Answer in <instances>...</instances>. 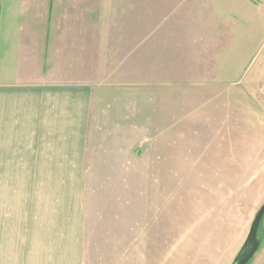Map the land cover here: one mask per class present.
I'll return each instance as SVG.
<instances>
[{"label": "rangeland", "instance_id": "obj_1", "mask_svg": "<svg viewBox=\"0 0 264 264\" xmlns=\"http://www.w3.org/2000/svg\"><path fill=\"white\" fill-rule=\"evenodd\" d=\"M153 13L185 25L95 108L88 176L106 206L85 264H231L264 203L262 0H154ZM261 233L252 264L264 220Z\"/></svg>", "mask_w": 264, "mask_h": 264}, {"label": "crops", "instance_id": "obj_2", "mask_svg": "<svg viewBox=\"0 0 264 264\" xmlns=\"http://www.w3.org/2000/svg\"><path fill=\"white\" fill-rule=\"evenodd\" d=\"M153 4L0 0V264H85L92 212L106 206L88 176L95 108L137 86L154 38L185 25L155 24Z\"/></svg>", "mask_w": 264, "mask_h": 264}, {"label": "water", "instance_id": "obj_3", "mask_svg": "<svg viewBox=\"0 0 264 264\" xmlns=\"http://www.w3.org/2000/svg\"><path fill=\"white\" fill-rule=\"evenodd\" d=\"M264 220V203L258 210L250 226L246 239L231 264H250L259 252L263 239L261 225Z\"/></svg>", "mask_w": 264, "mask_h": 264}, {"label": "built area", "instance_id": "obj_4", "mask_svg": "<svg viewBox=\"0 0 264 264\" xmlns=\"http://www.w3.org/2000/svg\"><path fill=\"white\" fill-rule=\"evenodd\" d=\"M262 5L264 6V0H262Z\"/></svg>", "mask_w": 264, "mask_h": 264}]
</instances>
